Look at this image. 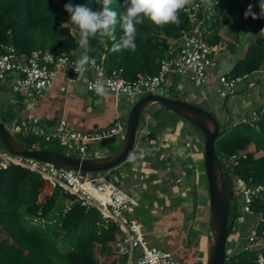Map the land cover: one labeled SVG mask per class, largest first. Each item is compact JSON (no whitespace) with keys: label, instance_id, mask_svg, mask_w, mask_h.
<instances>
[{"label":"trees","instance_id":"trees-1","mask_svg":"<svg viewBox=\"0 0 264 264\" xmlns=\"http://www.w3.org/2000/svg\"><path fill=\"white\" fill-rule=\"evenodd\" d=\"M213 29L204 41L211 46L220 42L218 28L226 22L238 33L254 37L243 45L232 67L233 76L244 77L260 69L264 63V16H260L258 0H211ZM69 0H0V51L12 44L19 53L29 55L37 49L52 54L76 56L85 52L79 46V30L72 23L64 5ZM102 10L97 0H71ZM123 0H113L112 9L119 14ZM249 5L259 18L245 12ZM179 25L157 26L147 18L138 24L135 50L113 51L123 31L118 22L115 41L99 34L89 38V57L95 58L107 71L120 70L128 80L138 75H155L160 61L167 54L168 40L178 39L189 28L183 9L178 13ZM35 139L24 137V146L35 148ZM39 149H47L41 147ZM224 160L237 153L235 173L264 185V115L256 128L238 124L225 131L214 150ZM56 152H58L56 150ZM68 204V205H67ZM252 210L259 219L255 242L264 240V193L254 200ZM119 229L113 222H104L96 209L86 210L68 193L60 192L48 181L16 165L0 167V264H116L119 255L116 241ZM263 259L262 263L258 258ZM238 264H264V246L241 253Z\"/></svg>","mask_w":264,"mask_h":264},{"label":"crops","instance_id":"crops-1","mask_svg":"<svg viewBox=\"0 0 264 264\" xmlns=\"http://www.w3.org/2000/svg\"><path fill=\"white\" fill-rule=\"evenodd\" d=\"M212 22L213 20H211V31L214 32ZM218 30L220 42L216 45L219 46L216 55L217 66L210 71L211 82L215 81L216 75L231 74L237 57L231 47L237 52V49L243 45L252 44L254 41L253 36L236 32L226 22L220 23ZM229 30L233 33L231 39H228ZM203 37L206 38L205 35ZM174 44L175 40H168L166 56L174 51ZM83 53L82 51L73 57L79 59ZM260 69H264V63ZM175 81L173 79L172 85ZM7 82L10 86V80L3 83ZM176 84L186 88L191 85L184 78H179ZM62 86L63 83L59 79L55 80L52 87L33 105L20 95L23 99L21 102L23 108L10 121L9 127L13 124L21 126L31 118H38L45 129L52 128L60 120L65 119L72 129L86 133L107 131L116 121L125 130L124 117L130 110V102L124 96L95 97L86 91L82 83L68 87L65 92L61 91ZM204 89L201 90L203 94L196 96L201 103L207 102L211 91H214L211 84ZM248 90L246 87L243 93ZM255 90H260L261 95L264 91L263 83L260 82V87H256ZM234 95L237 93L229 94L226 98ZM226 98L223 100L225 104ZM0 101L3 102L1 99ZM249 103L253 108L258 106L259 101L254 99ZM3 106L4 103H1L0 108L2 109ZM145 112L140 117L135 147L131 155L136 158L130 157L123 165L101 175L135 200L134 217L139 219L149 245L171 253L178 264H206L210 239L209 197L208 189L205 192V188L200 186L201 182L206 181L204 137L190 123L166 111L160 105H152ZM227 117L228 123H231L229 114ZM124 130L115 137L107 139L114 148H117L116 150H112V147L106 144L102 149L90 152L89 143L86 154L84 156L80 154L81 157L75 158L93 159L113 154L122 143ZM39 140L35 139V145L40 146ZM48 150L56 152L54 149ZM193 186L196 187L198 195L195 215ZM200 197L203 201L199 204ZM235 212L234 207V215ZM257 218L254 212L252 216L246 218L244 224L232 227L226 241L225 264H238L241 253L264 246V240L255 242V227L259 221ZM250 236L254 237L252 242H249ZM262 261L263 259L259 257L258 262L262 263Z\"/></svg>","mask_w":264,"mask_h":264},{"label":"built area","instance_id":"built-area-1","mask_svg":"<svg viewBox=\"0 0 264 264\" xmlns=\"http://www.w3.org/2000/svg\"><path fill=\"white\" fill-rule=\"evenodd\" d=\"M183 12L188 17L189 28L175 39L174 51L160 61L159 71L155 75H138L135 80H128L121 75L120 70L107 71L93 57L90 58L94 63L87 65L83 74H78L74 71L78 59L64 52L52 54L47 50L37 49L26 55L19 53L12 44H8L0 51V82L10 80L12 91L32 105L57 79L63 83L62 92L74 84L82 83L86 91L95 97L98 95L92 85L98 79L110 80L112 83L109 86V95L124 96L130 105L146 95H156L163 85L171 86L174 77L186 79L196 89L211 84L215 93L225 98L234 93L235 87L243 82H247V89L260 87L258 81L264 79V69H258L244 77L221 73L211 82L210 71L217 66L216 55L219 46L208 45L203 36L211 30L214 3L211 0H190ZM49 56L52 59H49ZM129 86L131 92H124L123 89ZM259 91L255 90L253 94L259 101L258 106L251 108L246 117L233 122L232 127L242 124L256 128L257 122L264 115V91L261 95ZM123 130V126L116 121L107 131L86 133L72 129L65 119L60 120L54 127L45 129L38 118H31L21 126L13 124L8 131L40 139L45 143L57 141L67 151H76L84 156L89 143L115 137ZM245 158V153H237L226 158L224 162L231 180L232 176L234 178V201L239 199L240 211L233 219L237 224H244L246 218L254 214L252 203L264 193L263 184L255 183L252 178L244 179L235 173L237 161ZM11 164L41 177L53 187H57L60 192L72 195L86 210L96 209L104 222L115 223L120 232L116 241L119 255L116 264H178L171 253L148 244L139 219L134 217L135 200L101 173L83 179L79 172L0 150V167L6 168ZM248 239L252 242L254 237L250 236ZM136 250L138 253L135 255ZM122 258H125L124 263L120 261Z\"/></svg>","mask_w":264,"mask_h":264},{"label":"water","instance_id":"water-1","mask_svg":"<svg viewBox=\"0 0 264 264\" xmlns=\"http://www.w3.org/2000/svg\"><path fill=\"white\" fill-rule=\"evenodd\" d=\"M238 95V94H237ZM236 96V95H234ZM232 96V97H234ZM152 105H160L198 129L204 137L205 178L209 196L208 257L206 264H225L226 241L232 230L234 218L228 220L230 201H234L232 180L214 151L217 141L226 131L228 123L220 126L217 118L204 108L180 98L162 95H146L131 105L128 112L124 136L118 150L106 157L75 158L47 149L28 148L19 142L0 121L2 150L14 156L33 159L76 172L98 174L123 165L132 155L138 134L140 117ZM225 107V101H224ZM193 214L197 211V190L193 186Z\"/></svg>","mask_w":264,"mask_h":264},{"label":"clouds","instance_id":"clouds-1","mask_svg":"<svg viewBox=\"0 0 264 264\" xmlns=\"http://www.w3.org/2000/svg\"><path fill=\"white\" fill-rule=\"evenodd\" d=\"M97 2L102 5L100 11H93L86 4H73L71 0L64 5V10L69 14L70 21L79 30V46L85 49V52L75 62L74 71L78 74H83L87 70L86 66L94 63L87 54L90 37L99 34L101 37H111L115 41V27L119 22L123 36L120 42L113 44L112 50L118 51L121 48L135 50L136 26L143 23L144 18L157 26L167 24L178 26L180 23L178 13L189 4L190 0H123L121 7L124 8V11L119 14V21L117 11L111 7L113 0H97ZM258 6L260 16H264V0H258ZM245 15H251L253 19L259 18L252 12L251 5ZM261 33L264 34V29L261 30ZM49 59L52 57L49 56ZM111 83L110 80L98 79L92 88L98 96L107 97ZM123 91L130 93L131 87L124 88ZM131 158L135 159L136 157L132 156Z\"/></svg>","mask_w":264,"mask_h":264},{"label":"rangeland","instance_id":"rangeland-1","mask_svg":"<svg viewBox=\"0 0 264 264\" xmlns=\"http://www.w3.org/2000/svg\"><path fill=\"white\" fill-rule=\"evenodd\" d=\"M68 25L71 27L72 22H68ZM232 36H233V33L229 30L228 39H231ZM239 49H237V50H239ZM174 80H176V81L170 87H168L167 85H163L161 88H159L157 91V95H162V96L167 95L168 97H172V98H180L182 100H186L187 102H189L191 104H194V105L201 107V109L204 108L205 110H207L208 112L213 114L214 117L217 118V120L221 126L228 123V117L227 116L229 114L232 121H231V123L227 124V127H226L227 132H229L231 130V127H232L231 125L233 122H237L241 118L246 117V115L250 112V110L252 108V107H250L249 101H252L255 99V97L253 95L255 88L249 89L247 92L243 93L244 89H246V87H247V82H243L240 85H238L237 87H235L234 93H237L238 95H236L234 97L229 96L228 98H226L225 107H224V103H223V100L225 99V97H219L215 93V91H211V93H210V97L208 98V101H207L209 104L207 102L201 103L196 99V96H197V94H200V95L203 94L204 92L201 90H205L204 88L196 89L192 85H190L191 87L189 86L190 88L189 87L186 88L184 86L180 87V86H178V84H176V82L179 80V78L174 77ZM260 82H262L264 85V80H261ZM0 99L3 101V102L0 101V104L4 103V106L2 107V109L0 108V121H2L5 124V127L8 128V130H9L10 121H12L13 118H15V116L19 112V110L21 108H23V105L21 103L23 101V99L20 97L19 94L14 93L10 89L8 82L7 83L0 82ZM130 108H131V105H130ZM235 111H237V113ZM128 112H129V110H128ZM128 112L125 113V115H126V117H124V123L125 124H126ZM226 112H228V114ZM197 132H199V131H197ZM199 133H201V132H199ZM11 134L19 142H23L24 137H29V136H22L20 134H15V133H11ZM38 143L40 144V146L36 145L35 147H37V148L44 147V148H48V149L59 150V151L63 152L64 154L70 155L72 157H81V155L76 151H67L57 141L45 143L42 140H39ZM106 144L110 145L112 147V150L117 149V148L113 147L111 141H109V140L103 141L101 143H90L88 145V148H89L90 152H93L94 150L102 149V147H104V145H106ZM2 149H3L2 144L0 142V150H2ZM90 155H92V153ZM220 160L224 164L225 160L223 158H220ZM103 173H105V172H103ZM79 175L83 179H86V178H89L90 176H92V174L82 173V172H79ZM232 180H234L233 176H232ZM206 185H207L206 181H203L200 183V186L201 187L203 186L205 188V192L208 189V186H206ZM207 194H208V192H207ZM202 201H203L202 197H200V200L198 201L199 204ZM205 204H207V203H205ZM234 207L236 208L235 213L238 215V213L240 211L239 199H236V201H230V203H229V210H228V218H229L228 220L229 221H230V219L235 218L236 214L234 215ZM236 225H238V224L235 221L233 226L235 227ZM208 227H209V225H208ZM137 252L138 251L136 250L135 255L137 254ZM124 261H125V258H122L121 262L124 263Z\"/></svg>","mask_w":264,"mask_h":264}]
</instances>
